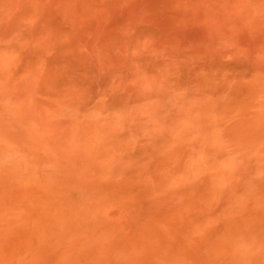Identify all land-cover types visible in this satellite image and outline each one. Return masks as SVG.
Returning <instances> with one entry per match:
<instances>
[{"label":"rangeland","instance_id":"1","mask_svg":"<svg viewBox=\"0 0 264 264\" xmlns=\"http://www.w3.org/2000/svg\"><path fill=\"white\" fill-rule=\"evenodd\" d=\"M0 264H264V0H0Z\"/></svg>","mask_w":264,"mask_h":264}]
</instances>
